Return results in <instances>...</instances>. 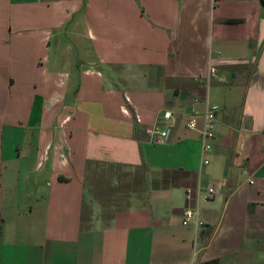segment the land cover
Segmentation results:
<instances>
[{
  "label": "crops",
  "instance_id": "0c3cea01",
  "mask_svg": "<svg viewBox=\"0 0 264 264\" xmlns=\"http://www.w3.org/2000/svg\"><path fill=\"white\" fill-rule=\"evenodd\" d=\"M0 264H264L262 0H0Z\"/></svg>",
  "mask_w": 264,
  "mask_h": 264
},
{
  "label": "built area",
  "instance_id": "2783aa9c",
  "mask_svg": "<svg viewBox=\"0 0 264 264\" xmlns=\"http://www.w3.org/2000/svg\"><path fill=\"white\" fill-rule=\"evenodd\" d=\"M212 2H215L216 0H211ZM127 103L129 102L128 97H126ZM121 111L124 115L128 116L132 113L133 118L136 122H140L141 118L140 115L136 112H130V109L126 105H123L121 107ZM218 112V107L213 105V104H206L205 109L203 110L202 113V119H203V125L199 129L200 131V143H201V148H200V166L205 165L209 162V159L207 157V152L210 151L211 149V144L210 141L215 137V121H216V116ZM171 113L169 111H164L162 113V118L168 119L170 118ZM68 120V117L66 118V121ZM197 115H192L188 118L186 122V126L189 129H196L197 124ZM146 132L148 135L151 136H165L166 132L159 128L158 126H147L146 127ZM216 192V188L214 186H209L206 190V192L203 194L201 193L199 187L197 188V192L195 195V201H196V206L191 207L188 204L192 201L194 198L193 192L191 189H186L185 191V199H186V207L182 213V224L183 225H188V224H193L195 229H199L203 227V221H201L199 217V211H198V204L200 201L208 200L211 196L214 195Z\"/></svg>",
  "mask_w": 264,
  "mask_h": 264
},
{
  "label": "rangeland",
  "instance_id": "374dc122",
  "mask_svg": "<svg viewBox=\"0 0 264 264\" xmlns=\"http://www.w3.org/2000/svg\"><path fill=\"white\" fill-rule=\"evenodd\" d=\"M212 78H214V77H212ZM246 78H244V80H245ZM213 100H215L214 99V96H211V101H213ZM212 103V102H211ZM220 110V109H219Z\"/></svg>",
  "mask_w": 264,
  "mask_h": 264
},
{
  "label": "trees",
  "instance_id": "16d2710c",
  "mask_svg": "<svg viewBox=\"0 0 264 264\" xmlns=\"http://www.w3.org/2000/svg\"><path fill=\"white\" fill-rule=\"evenodd\" d=\"M262 2L264 3V0H262Z\"/></svg>",
  "mask_w": 264,
  "mask_h": 264
}]
</instances>
